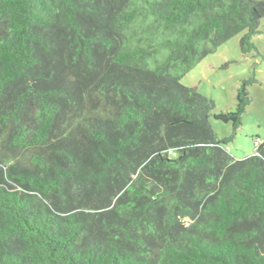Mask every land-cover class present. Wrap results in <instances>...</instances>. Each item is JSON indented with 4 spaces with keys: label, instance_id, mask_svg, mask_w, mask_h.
Listing matches in <instances>:
<instances>
[{
    "label": "trees",
    "instance_id": "trees-1",
    "mask_svg": "<svg viewBox=\"0 0 264 264\" xmlns=\"http://www.w3.org/2000/svg\"><path fill=\"white\" fill-rule=\"evenodd\" d=\"M264 0H0V264H264V139L251 103L180 78ZM230 123L219 137L210 117Z\"/></svg>",
    "mask_w": 264,
    "mask_h": 264
},
{
    "label": "rangeland",
    "instance_id": "rangeland-1",
    "mask_svg": "<svg viewBox=\"0 0 264 264\" xmlns=\"http://www.w3.org/2000/svg\"><path fill=\"white\" fill-rule=\"evenodd\" d=\"M261 33L252 37L255 50L246 54L240 51V32L203 57L191 70L180 78L188 87H195L199 93L212 99L214 112L227 111L235 107L236 88L242 79L254 71L257 82L249 85L247 91L251 103L242 115V123L235 138L227 144L228 152L236 159L251 155L254 140L264 139V18L260 20ZM212 129L219 137L232 132L230 123L210 117Z\"/></svg>",
    "mask_w": 264,
    "mask_h": 264
}]
</instances>
